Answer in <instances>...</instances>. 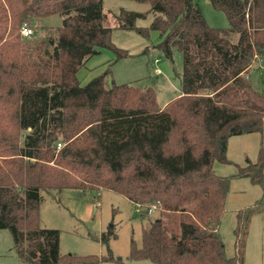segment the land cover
Wrapping results in <instances>:
<instances>
[{
	"label": "trees",
	"instance_id": "16d2710c",
	"mask_svg": "<svg viewBox=\"0 0 264 264\" xmlns=\"http://www.w3.org/2000/svg\"><path fill=\"white\" fill-rule=\"evenodd\" d=\"M104 1L0 0V229L11 232L22 264H244L251 217L264 209V143L257 161L231 176L214 163L231 162V136L264 133V94L249 76L264 61V0H210L227 28L211 26L196 0H133L148 3L146 12L106 11ZM109 12L114 27L146 38L158 31L155 48L171 61L182 54L181 94L164 107L153 86L107 83L112 63L133 56L114 43ZM151 14L149 25L137 24ZM53 15L65 23L24 38V25L34 32L37 19ZM104 49L114 59L82 84L78 73ZM238 177L263 193L239 211L229 256L219 226ZM51 189L125 196L147 220L142 246L132 240L127 260L110 249L62 254L59 230L40 225L41 191ZM116 236L109 228L102 241Z\"/></svg>",
	"mask_w": 264,
	"mask_h": 264
},
{
	"label": "rangeland",
	"instance_id": "374dc122",
	"mask_svg": "<svg viewBox=\"0 0 264 264\" xmlns=\"http://www.w3.org/2000/svg\"><path fill=\"white\" fill-rule=\"evenodd\" d=\"M196 1L211 26L219 28L229 26L225 13L216 10L210 0ZM105 7L113 8V11L125 8L146 12L150 5L133 0H105ZM108 17L110 26L113 27L114 43L127 49L133 56L112 63V74L107 76V83L153 86L157 91V101L161 107L177 98L181 94V82L177 72L182 71V54L174 50L171 61L162 51L155 48L160 39L158 31H150V38H146L135 30L114 27L113 13L109 12ZM63 19L59 15L37 19L35 24L38 29L34 30L33 39L39 40L54 32L55 28L62 24ZM151 20L152 14L138 19L137 24L147 26ZM114 57V52L108 49L91 57L78 73L81 83L86 84L93 77L103 73ZM157 68L161 69L160 73L156 71ZM249 76L254 88L264 94V61L259 59L254 61ZM262 142L264 143V133L260 132L231 136L227 151V157L231 162L216 161L214 171L218 175L231 176L236 172L237 166L246 164L248 159L256 162ZM41 193L43 200L40 225L59 230L62 254L103 255L108 254L110 249L115 257L127 260L132 240H135L138 246H142V232L147 220L140 215L138 206L125 196L107 189L99 191L51 189L42 190ZM262 193V188L253 184L249 178H232L226 198L225 213L219 226L229 256L234 252L236 241L234 228L239 211L254 205L261 198ZM156 213L157 211L151 212V215L155 216ZM109 228H114L117 236L107 245L102 241V235ZM133 263L153 264L149 259H141ZM0 264H22L12 234L7 229H0ZM244 264H264V209L251 217Z\"/></svg>",
	"mask_w": 264,
	"mask_h": 264
},
{
	"label": "built area",
	"instance_id": "2783aa9c",
	"mask_svg": "<svg viewBox=\"0 0 264 264\" xmlns=\"http://www.w3.org/2000/svg\"><path fill=\"white\" fill-rule=\"evenodd\" d=\"M22 34L25 36V37H29L33 34V29L27 25H24V27L22 28ZM156 61H159V59H156ZM156 71L158 73L161 72V69L160 68H157ZM60 145V144H59Z\"/></svg>",
	"mask_w": 264,
	"mask_h": 264
},
{
	"label": "crops",
	"instance_id": "0c3cea01",
	"mask_svg": "<svg viewBox=\"0 0 264 264\" xmlns=\"http://www.w3.org/2000/svg\"><path fill=\"white\" fill-rule=\"evenodd\" d=\"M103 7H104V9H113V8H110V7H105V1H104V3H103ZM149 9H147V11H148ZM62 23L64 24L65 23V19H63V21H62Z\"/></svg>",
	"mask_w": 264,
	"mask_h": 264
}]
</instances>
